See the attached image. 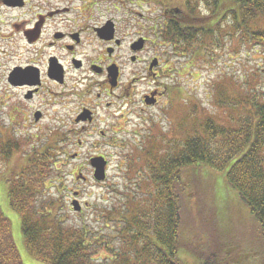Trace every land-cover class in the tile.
<instances>
[{
    "label": "trees",
    "instance_id": "trees-1",
    "mask_svg": "<svg viewBox=\"0 0 264 264\" xmlns=\"http://www.w3.org/2000/svg\"><path fill=\"white\" fill-rule=\"evenodd\" d=\"M165 1L177 5L176 0ZM202 7L225 11L212 31L203 33L200 52L188 48L196 59L203 53L208 59L217 56L226 46L242 49L239 42L248 44L249 51L255 47L264 53V0H202ZM204 47L209 50L203 51ZM235 96L225 86L215 87L214 105L222 109L218 113L223 124L193 105L185 114L191 128L184 135L180 128L177 136L163 140L160 148L131 150L134 155L127 171L138 176V197L134 193L128 206L105 211L104 217L98 218L100 227L87 221L69 223L67 191L56 166L66 137L52 136L46 143L44 138L35 140L40 145L23 154V166L5 180L8 204L19 218L27 253L44 264H186L179 256L185 250L187 257H195L200 264H229L215 246L190 245L183 239L189 190L195 188L200 193L207 183L213 196H223L220 188H215L217 177L223 189H232L245 204L256 223L257 237L264 241V95L251 86L243 96ZM20 151L18 141L0 134V164L8 163ZM203 176H213L214 181ZM189 178L193 184L187 182ZM207 226L212 231L213 225ZM207 226L199 220L198 229L214 238ZM0 264H23L11 224L1 211Z\"/></svg>",
    "mask_w": 264,
    "mask_h": 264
},
{
    "label": "flooded vegetation",
    "instance_id": "flooded-vegetation-1",
    "mask_svg": "<svg viewBox=\"0 0 264 264\" xmlns=\"http://www.w3.org/2000/svg\"><path fill=\"white\" fill-rule=\"evenodd\" d=\"M176 1L19 0L13 6L0 0L7 21L0 42L16 59L5 81L4 137L51 134L59 126L69 149L74 137L82 147L88 140L81 137L104 140L119 132L123 110L147 120L161 100L165 106L171 88L185 83L172 75L192 68L203 33L225 11L203 8L202 0ZM12 72L18 76L10 79ZM145 98L154 103L146 105Z\"/></svg>",
    "mask_w": 264,
    "mask_h": 264
},
{
    "label": "rangeland",
    "instance_id": "rangeland-1",
    "mask_svg": "<svg viewBox=\"0 0 264 264\" xmlns=\"http://www.w3.org/2000/svg\"><path fill=\"white\" fill-rule=\"evenodd\" d=\"M18 15L12 14L11 16L16 18ZM5 17V13L0 10V36L3 35L4 23L7 22ZM9 21L12 20L10 19ZM240 45L242 46L243 44L239 42L238 47L242 49L238 50H234L232 45L227 47L228 58L226 51H222V49L217 52V56H213V61H210L203 53L201 57H204L199 62L194 63L195 67H189L183 75H181V72L179 75L178 73L172 75L173 80L181 77L180 79L185 84L183 85V82H181V86L175 85L173 86L174 88H171L167 97L169 101L165 106L163 105V100H161L160 107L150 112L147 111V114L149 112L148 119L151 123L145 125L142 122L143 118L136 112L125 114V110H123L124 116L121 118V130L111 137H107L104 140H101L100 137H81L80 139L84 142L85 139L88 140L87 144L82 147H78L75 144L70 149L67 144L62 143L61 147L63 150L56 166L61 171L59 180L62 182V188L67 191L65 193L67 195L65 204L69 209V223L75 221L77 224H81V222L87 221L88 224L94 227H100L101 221L98 218L104 217L103 213L105 211H111L124 205L128 206L129 198L134 199V193L138 197V190L135 186L138 176L133 172L127 171L129 160L134 155L131 150L133 151L136 147L150 149L151 146H155L160 148L162 141H169L173 135L177 136L176 134L180 128L181 133L184 135L191 128L185 116L191 106L194 105L199 110L204 109L205 113L216 116L217 124H223L222 115L218 113L222 109L214 105L217 101L215 98V87L217 85H220V88L225 86L234 96L238 93L243 96L244 92L246 93L251 86L257 87L264 95V53L255 47L249 51L248 44H244L243 47ZM6 51L5 42H0V134L4 132V127L7 124L3 106L6 76L9 72L8 70L16 61L12 55L8 56L9 53ZM142 87L143 85L139 84L136 90L135 99L138 101L140 99L139 92H144ZM50 125L51 127L54 125V129L56 128L55 123L52 125L50 122ZM41 127H43V124ZM37 133L44 134L40 138L43 136L51 138L58 135L61 140L65 137L64 130H60L59 126L51 134L46 130H34L29 132V134L25 132L18 139L21 151L16 153L13 157L14 159L9 163L0 164L2 166L0 167V211L11 224L13 241L23 264L44 263L31 257L25 250L19 218L8 204L5 180L11 179L23 166V154L40 145L30 138L31 135ZM139 133H142L143 136L139 135ZM28 138L30 140L26 141ZM177 138L181 139L180 136ZM77 139L74 137V142ZM92 139L100 140L98 148H91L89 143ZM121 145L124 146L123 149L120 148ZM74 155L77 156V159H72ZM94 156L104 157L108 162L106 179L101 183L93 180V170L88 164V159ZM124 159L126 160L125 162H123ZM199 169L207 171L204 168ZM78 174L86 178V181L77 182L75 177ZM203 175L206 174L204 173ZM204 177L214 181L213 176ZM215 181L216 190L219 191L220 188L223 196H213L212 189L206 187L207 183L203 190H199L200 193H197L195 188L189 190V196L191 197L186 199L187 204L189 203L188 210L186 207L184 210V241L190 243V245L211 244L215 246L220 252L218 253L223 256L224 261L229 264L231 261H237V264H264V241L262 239L260 241L257 237V226L247 207L238 199L232 189H223L221 187L219 177L215 178ZM187 182L193 184L190 178ZM76 191L79 192V202L83 207L80 214L73 212L71 205L73 194ZM207 199L209 200L207 201ZM205 203H208L210 209H206ZM84 204H87V206L85 207ZM197 217H199L202 224L204 223L206 226L209 224L213 225L212 231L208 226L206 229L210 235L213 234L214 238L207 236L206 231L198 229L199 220L197 221ZM104 254L106 252L100 253V255ZM187 254L188 252L185 250H181L179 253V256L186 264H200L195 257H187Z\"/></svg>",
    "mask_w": 264,
    "mask_h": 264
},
{
    "label": "water",
    "instance_id": "water-1",
    "mask_svg": "<svg viewBox=\"0 0 264 264\" xmlns=\"http://www.w3.org/2000/svg\"><path fill=\"white\" fill-rule=\"evenodd\" d=\"M12 4L13 6L19 4V0H12ZM17 72H13L10 76L11 78L12 77H16L17 76ZM91 166L93 167L94 169V178L97 180V181H102L104 180L105 178V165H106V162L102 159V158H93L91 159ZM73 205V209L74 211H79L80 210V207H79V204L74 201L72 203Z\"/></svg>",
    "mask_w": 264,
    "mask_h": 264
}]
</instances>
